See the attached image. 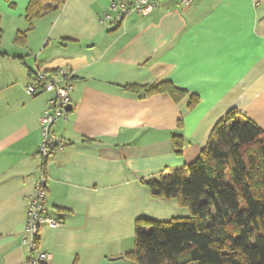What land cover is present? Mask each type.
I'll list each match as a JSON object with an SVG mask.
<instances>
[{"label":"crops","instance_id":"obj_1","mask_svg":"<svg viewBox=\"0 0 264 264\" xmlns=\"http://www.w3.org/2000/svg\"><path fill=\"white\" fill-rule=\"evenodd\" d=\"M30 1L0 0V264L28 260V202L42 176L47 215L61 223L40 232L49 264H134L125 257L140 221L190 216L177 200L153 198L145 182L192 165L231 111L264 133V0H160L122 23L111 0H66L18 46ZM59 68L74 72L72 109L54 126L65 147L43 170L39 119L52 95L26 87ZM158 83L188 96L176 104L127 89Z\"/></svg>","mask_w":264,"mask_h":264},{"label":"trees","instance_id":"obj_2","mask_svg":"<svg viewBox=\"0 0 264 264\" xmlns=\"http://www.w3.org/2000/svg\"><path fill=\"white\" fill-rule=\"evenodd\" d=\"M65 1L31 0L28 29L16 35L15 44L24 45L34 21L58 13ZM3 35L0 27V46ZM127 89L146 98L168 95L176 104L188 96L171 83ZM197 103L191 96L190 108ZM174 147L181 156V137H174ZM145 184L153 198L177 200L190 216L168 223L140 221L134 252L125 259L134 264H264V133L253 122L229 112L192 165Z\"/></svg>","mask_w":264,"mask_h":264},{"label":"built area","instance_id":"obj_3","mask_svg":"<svg viewBox=\"0 0 264 264\" xmlns=\"http://www.w3.org/2000/svg\"><path fill=\"white\" fill-rule=\"evenodd\" d=\"M160 0H111L110 10L115 12L117 23H122L128 16L137 14L148 16L157 8ZM194 0H182L183 5L190 6ZM111 20L105 15L104 21ZM74 72L69 68H59L50 72H39L33 82L26 87L29 96L51 94L45 112L39 122L42 130V143L36 154L37 159L44 163L53 153L60 151L65 144L58 142L54 134V126L61 119H66L68 108L72 106ZM46 178L42 176L36 183L33 194L29 197L28 220L24 232L27 239L23 241L29 249V257L25 264H49L51 256L38 251L40 232L43 227L59 228L61 223L47 215Z\"/></svg>","mask_w":264,"mask_h":264},{"label":"water","instance_id":"obj_4","mask_svg":"<svg viewBox=\"0 0 264 264\" xmlns=\"http://www.w3.org/2000/svg\"><path fill=\"white\" fill-rule=\"evenodd\" d=\"M71 109H72V107H69V108H68V112H70V111H71Z\"/></svg>","mask_w":264,"mask_h":264},{"label":"rangeland","instance_id":"obj_5","mask_svg":"<svg viewBox=\"0 0 264 264\" xmlns=\"http://www.w3.org/2000/svg\"><path fill=\"white\" fill-rule=\"evenodd\" d=\"M39 55H40V53H39ZM35 56H38V53Z\"/></svg>","mask_w":264,"mask_h":264}]
</instances>
